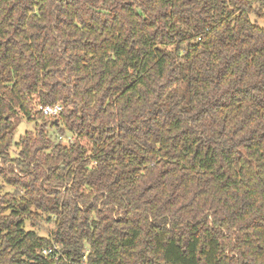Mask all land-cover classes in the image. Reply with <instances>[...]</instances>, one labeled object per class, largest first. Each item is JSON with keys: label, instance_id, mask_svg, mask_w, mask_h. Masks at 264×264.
Listing matches in <instances>:
<instances>
[{"label": "trees", "instance_id": "trees-1", "mask_svg": "<svg viewBox=\"0 0 264 264\" xmlns=\"http://www.w3.org/2000/svg\"><path fill=\"white\" fill-rule=\"evenodd\" d=\"M84 257L264 264V0H0V264Z\"/></svg>", "mask_w": 264, "mask_h": 264}, {"label": "built area", "instance_id": "built-area-1", "mask_svg": "<svg viewBox=\"0 0 264 264\" xmlns=\"http://www.w3.org/2000/svg\"><path fill=\"white\" fill-rule=\"evenodd\" d=\"M62 107L60 104L55 105H36L34 112H40L42 115L48 118H54L60 114ZM57 138L62 140L64 143H69L72 141L73 137L69 134V137H64V135H58ZM64 139V140H63ZM53 249L59 250L58 247H54ZM52 252V249L49 248L43 251L44 255H49ZM81 264H87L86 257L83 258Z\"/></svg>", "mask_w": 264, "mask_h": 264}, {"label": "rangeland", "instance_id": "rangeland-1", "mask_svg": "<svg viewBox=\"0 0 264 264\" xmlns=\"http://www.w3.org/2000/svg\"><path fill=\"white\" fill-rule=\"evenodd\" d=\"M33 128H34V122L33 121H28V120H26L25 118H22L21 117V120H20V122H18V124H17V129H16V131H15V133H14V138H13V144L15 143V142H17L18 141V139H19V137L25 132V131H29V130H33ZM47 129H48V134H50V135H54L55 136V130H53V129H51V128H49V125L47 126ZM64 137H69V135L68 134H65L64 135ZM64 140V139H63ZM10 150H11V152H15V147L12 145V147L10 148ZM27 228H29V226L27 225L26 226ZM37 230V232L39 233V234H46L47 233V231H49L48 229H46V230H44V229H36Z\"/></svg>", "mask_w": 264, "mask_h": 264}]
</instances>
